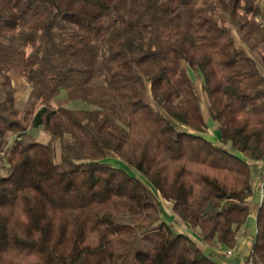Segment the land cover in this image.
I'll list each match as a JSON object with an SVG mask.
<instances>
[{"label": "trees", "instance_id": "obj_1", "mask_svg": "<svg viewBox=\"0 0 264 264\" xmlns=\"http://www.w3.org/2000/svg\"><path fill=\"white\" fill-rule=\"evenodd\" d=\"M260 162L264 0H0V264H223Z\"/></svg>", "mask_w": 264, "mask_h": 264}, {"label": "rangeland", "instance_id": "obj_2", "mask_svg": "<svg viewBox=\"0 0 264 264\" xmlns=\"http://www.w3.org/2000/svg\"><path fill=\"white\" fill-rule=\"evenodd\" d=\"M183 67L186 68L185 64H183ZM187 69L189 71V74H190L192 80L195 82V84L197 86V89L199 90V95H200L202 107L204 109L206 101H205L203 93L200 91L199 79H198L196 73L193 70H191L190 68H187ZM9 77H10L11 84H12V86L14 88L15 98H16V100H18L19 105L22 106L23 102L28 97L29 85H28V83L26 82V80L23 77L19 76L15 72H10L9 73ZM51 105L53 107L65 106V107H70V108H84V107H86V104L82 103L80 101H74V102H71V103L67 102L65 100L63 94L60 95L59 97H57L56 99L52 100L51 101ZM207 124L209 126H212V121L210 119H208V118H207ZM29 131L31 132L32 137L34 139H36V140H39V141H42V142H46L49 139V135L47 133H45L44 131H42L41 129H32V128H30ZM211 136L218 137L219 135H218V132L215 131L213 133V135H211ZM106 160L109 161V162H112V163L116 162L115 156L112 155V154H109V157ZM257 168H258V165H254V166L251 167V173L253 175L256 174ZM129 171H131L132 173L135 172L132 169H129ZM253 180H254V178H253ZM256 188L258 190V185L256 186ZM256 188H255V186L253 187L252 194H251L250 199H249L250 203L251 202L252 203L250 204V213H249V215H248V217H247V219L245 221V224H244L245 236L241 237V235H240L238 237V241H237L236 247L234 249H229V251H231V254H232V252H234V254L235 253L239 254L237 247L238 246L240 247L242 245L241 242L248 241L249 239L252 238L253 234H255V218H254L253 213H252L251 210H252V206L253 205H257L258 197L260 196V192H259V190L256 191ZM161 202H162V210H163L164 217L167 218L168 220H172L173 216H172V214H171V212L169 210L170 204L165 202V201H161ZM177 229L182 230V227L177 225ZM196 241H197V243H200V239L198 237H196ZM222 249H223V253H226V251H228L225 248H222ZM216 250H218V249H216ZM218 253H220L219 250H218ZM242 254H244V256H247V254H248L247 249H244L242 251ZM228 255H230V254H228ZM240 255H241V253H240ZM127 263H132V259H129V261H127Z\"/></svg>", "mask_w": 264, "mask_h": 264}, {"label": "crops", "instance_id": "obj_3", "mask_svg": "<svg viewBox=\"0 0 264 264\" xmlns=\"http://www.w3.org/2000/svg\"><path fill=\"white\" fill-rule=\"evenodd\" d=\"M263 163L264 162H260V163L257 164L258 168H257L256 174L254 175V180H253V187L255 186V188L257 186V178H258V175H259V172H260V169H261ZM256 191H258L257 188H256ZM251 203H250V200H249V205ZM259 204H260V196L258 197L257 205H253L252 206V210L251 211L253 213L254 218L256 216V212H257V209L259 207ZM240 235H241V237L245 236V227H244V225L242 226V229L240 231ZM254 235L255 234H253L252 238L249 239L248 241L241 242L242 245L240 247L239 246L237 247L239 254H236V253L234 254V252H232V254L228 255L226 253H223V249L221 247H219V246H208V245L204 244L201 240H200V243H197V244L204 252L210 253L220 263H223V264H249V263L246 262V260H245L246 256H244V254H242V251L244 249H247V251L249 252V250L252 247V242H253ZM216 249H218L221 254L218 253V250H216ZM240 253H241V255H240Z\"/></svg>", "mask_w": 264, "mask_h": 264}, {"label": "built area", "instance_id": "obj_4", "mask_svg": "<svg viewBox=\"0 0 264 264\" xmlns=\"http://www.w3.org/2000/svg\"><path fill=\"white\" fill-rule=\"evenodd\" d=\"M258 190L260 192L261 197L264 195V163L261 167V170L258 175ZM226 254H231V251H226Z\"/></svg>", "mask_w": 264, "mask_h": 264}]
</instances>
